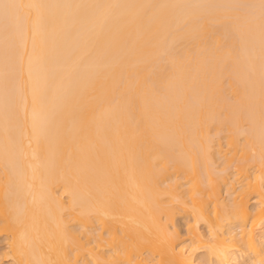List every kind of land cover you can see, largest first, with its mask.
I'll use <instances>...</instances> for the list:
<instances>
[{"label":"bare ground","instance_id":"obj_1","mask_svg":"<svg viewBox=\"0 0 264 264\" xmlns=\"http://www.w3.org/2000/svg\"><path fill=\"white\" fill-rule=\"evenodd\" d=\"M0 237L264 264V0H0Z\"/></svg>","mask_w":264,"mask_h":264},{"label":"rangeland","instance_id":"obj_2","mask_svg":"<svg viewBox=\"0 0 264 264\" xmlns=\"http://www.w3.org/2000/svg\"><path fill=\"white\" fill-rule=\"evenodd\" d=\"M183 228V227H182ZM4 239V238H3ZM1 237H0V264H11L10 260L6 259L5 257L2 256L1 252L6 249L5 247V239L3 240ZM4 252V251H3ZM2 259V260H1Z\"/></svg>","mask_w":264,"mask_h":264}]
</instances>
